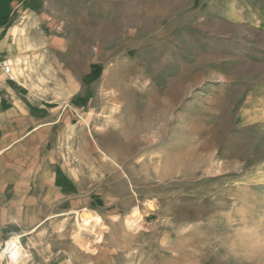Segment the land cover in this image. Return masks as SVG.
<instances>
[{"label":"rangeland","instance_id":"1","mask_svg":"<svg viewBox=\"0 0 264 264\" xmlns=\"http://www.w3.org/2000/svg\"><path fill=\"white\" fill-rule=\"evenodd\" d=\"M9 29L63 196L0 213V264H264V0H0Z\"/></svg>","mask_w":264,"mask_h":264},{"label":"crops","instance_id":"2","mask_svg":"<svg viewBox=\"0 0 264 264\" xmlns=\"http://www.w3.org/2000/svg\"><path fill=\"white\" fill-rule=\"evenodd\" d=\"M3 35L0 56L17 57L11 29ZM16 60L7 61L17 67ZM13 85L0 77V213H51L63 196L57 181L58 117L33 110Z\"/></svg>","mask_w":264,"mask_h":264},{"label":"built area","instance_id":"3","mask_svg":"<svg viewBox=\"0 0 264 264\" xmlns=\"http://www.w3.org/2000/svg\"><path fill=\"white\" fill-rule=\"evenodd\" d=\"M12 65L0 56V77L4 76L8 81H13L11 77ZM19 238L11 237L5 245V249L2 252L7 264H13L11 261H15V264H28L31 260V254L19 241Z\"/></svg>","mask_w":264,"mask_h":264},{"label":"bare ground","instance_id":"4","mask_svg":"<svg viewBox=\"0 0 264 264\" xmlns=\"http://www.w3.org/2000/svg\"><path fill=\"white\" fill-rule=\"evenodd\" d=\"M17 62V60H16ZM11 77L14 80V76H13V72L11 70ZM149 205V204H148ZM150 206L152 207V205L150 204ZM85 211L82 212V216L80 218V223L77 226V235L83 239L84 241H88L92 234L94 233V221L92 220L90 221V219L94 218V214L91 213V211L84 209ZM150 210V209H149ZM137 217H140V214L138 211L135 212ZM11 263L15 264V261H11Z\"/></svg>","mask_w":264,"mask_h":264}]
</instances>
